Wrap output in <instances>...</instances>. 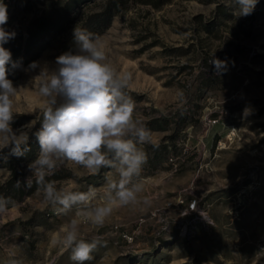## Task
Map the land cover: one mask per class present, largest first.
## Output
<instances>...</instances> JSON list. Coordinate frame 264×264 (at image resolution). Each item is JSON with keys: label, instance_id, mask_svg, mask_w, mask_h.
<instances>
[{"label": "rangeland", "instance_id": "rangeland-1", "mask_svg": "<svg viewBox=\"0 0 264 264\" xmlns=\"http://www.w3.org/2000/svg\"><path fill=\"white\" fill-rule=\"evenodd\" d=\"M68 1L22 5L4 28L16 34L42 10ZM105 1L81 4L71 16L79 24ZM235 8L228 0H127L98 33L109 58L132 72L134 117L157 146L142 145L141 199L150 203L115 210L103 227L81 224V239L100 241L85 264H264V1L248 16ZM71 32L54 35L8 74L18 88L12 127L28 132L34 156L15 164L13 175L9 148L0 151V196L12 201L0 216V264H74L71 250L52 241L76 210L57 214L34 178L31 189L25 186L40 150L35 133L44 103L34 79L39 69L28 66L54 69ZM209 119L218 122L208 126ZM112 178L114 170L90 175L69 162L46 177L58 188L96 189L93 203ZM11 181L22 193L11 190Z\"/></svg>", "mask_w": 264, "mask_h": 264}, {"label": "clouds", "instance_id": "clouds-1", "mask_svg": "<svg viewBox=\"0 0 264 264\" xmlns=\"http://www.w3.org/2000/svg\"><path fill=\"white\" fill-rule=\"evenodd\" d=\"M228 3L236 5L235 15L248 16L259 0ZM8 18L7 5L0 0V151L9 148V155L19 158L30 150L29 134L12 127L18 88L8 78V66L15 69L19 64L12 61L11 52L3 46L16 35L4 28ZM73 40L75 51L57 56L54 69L37 61L28 66L39 69L34 79L44 103L41 128L35 133L40 150L28 165L31 176L25 186L31 187L34 178L45 203L57 214L76 210L75 217L62 228V235L52 242L70 249L74 264H85L93 259L91 253L100 241L81 239V224L103 227L115 210L150 203L141 199L144 185L139 177L147 162L142 145H157L151 130L134 117L136 103L127 94L132 72L121 70L109 58L101 36L75 27ZM63 162L82 167L90 175L111 169L116 178L107 180L101 202L93 203L98 198L96 189L90 187L84 192L58 188L55 181L46 179ZM16 186H20L19 181ZM10 204V199L0 196V216L8 213ZM9 264L20 261L13 258Z\"/></svg>", "mask_w": 264, "mask_h": 264}, {"label": "trees", "instance_id": "trees-1", "mask_svg": "<svg viewBox=\"0 0 264 264\" xmlns=\"http://www.w3.org/2000/svg\"><path fill=\"white\" fill-rule=\"evenodd\" d=\"M89 1L91 0H69L63 7H51L36 14L28 22L23 31L19 30L14 39H11L8 43L3 45L11 52L12 61L18 62L19 64L25 55L38 54V52L48 45L49 40L52 39L54 35H63L67 33L69 29H74L76 25L77 27L87 29L98 35L101 30L109 26L112 18L125 7L127 2V0H106L101 11L83 16L81 22L78 24L76 21L77 15L71 16V11L73 8ZM60 46L63 53L70 50L73 52L75 51L73 32L66 34ZM8 67L9 72L16 69H13L11 65ZM28 147L30 150L22 157L17 158L10 155L11 165L9 170L11 174H16L15 164L33 158V144L28 143ZM12 184V181L8 184L11 190L22 193L23 186L20 185L17 187V183H15L12 187ZM31 187L28 188L31 189Z\"/></svg>", "mask_w": 264, "mask_h": 264}, {"label": "built area", "instance_id": "built-area-1", "mask_svg": "<svg viewBox=\"0 0 264 264\" xmlns=\"http://www.w3.org/2000/svg\"><path fill=\"white\" fill-rule=\"evenodd\" d=\"M58 0H3V3L7 5L8 9V17L11 16L14 11L22 6V5H27V6H32V7H41L45 4L48 3H54L57 2ZM259 1H264V0H259ZM218 121L213 119V120H208L207 125L208 126H214ZM194 204H191V208H193Z\"/></svg>", "mask_w": 264, "mask_h": 264}]
</instances>
